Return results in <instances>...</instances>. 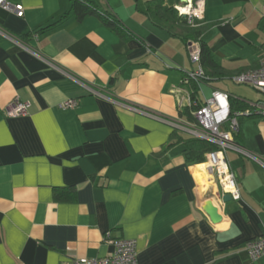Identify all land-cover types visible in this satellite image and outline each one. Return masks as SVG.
<instances>
[{
  "label": "crops",
  "instance_id": "1",
  "mask_svg": "<svg viewBox=\"0 0 264 264\" xmlns=\"http://www.w3.org/2000/svg\"><path fill=\"white\" fill-rule=\"evenodd\" d=\"M7 1L23 16L0 8V29L19 42L0 35V264L104 258L118 239L135 241L138 264H264L244 250L264 235V117L239 119L235 141L254 159L225 154L238 201H223L208 152L188 163L185 142L198 138L174 126L194 125L193 103L214 91L232 113L262 100L240 95L233 77L259 64L264 0L204 1L197 28L214 65L199 63V84L183 83L198 69L188 44L199 42L185 18L150 14L153 0H97L118 31L76 20L73 0ZM15 99L30 107L7 118ZM67 100L76 106L60 108Z\"/></svg>",
  "mask_w": 264,
  "mask_h": 264
},
{
  "label": "built area",
  "instance_id": "2",
  "mask_svg": "<svg viewBox=\"0 0 264 264\" xmlns=\"http://www.w3.org/2000/svg\"><path fill=\"white\" fill-rule=\"evenodd\" d=\"M205 0H184L182 5L174 9L178 17H183L190 26L197 27L204 15ZM0 8L14 13L17 17L23 16V8L18 4H11L7 0H0ZM261 16L264 20V5L261 8ZM0 35L4 38L19 44V42L9 33L0 29ZM190 61L198 65V69L188 73L184 84L195 81L198 84L206 80L200 63V49L196 43L188 44ZM233 81L239 84H246L255 89L263 96V99L251 105V108L241 112L232 113L229 108L228 95L224 92L214 91L210 98L201 104L193 103L194 125L174 124L182 131L192 134L194 137L206 141L216 147L206 154V161L209 169L213 172L215 179L220 187L222 194H227L233 201L240 200V192L236 183V178L230 170L226 152L234 151L245 157L253 158L252 154L244 150L235 141L234 135L239 130V119L242 117L261 116L264 117V44L261 48V58L256 68L240 73L233 77ZM95 95L99 92L88 89ZM76 106L74 100H67L60 104L62 109H71ZM30 107V103L25 101L13 100L8 104L3 114L7 118L24 116ZM114 251L113 254L104 258H80L74 259L69 263L63 264H138L136 243L131 239H118L111 241ZM246 255L251 260H256L264 256V235L249 240L244 246Z\"/></svg>",
  "mask_w": 264,
  "mask_h": 264
},
{
  "label": "trees",
  "instance_id": "3",
  "mask_svg": "<svg viewBox=\"0 0 264 264\" xmlns=\"http://www.w3.org/2000/svg\"><path fill=\"white\" fill-rule=\"evenodd\" d=\"M153 1L155 2L154 9L151 10L148 7V12H150V14L158 18L170 19L172 21L177 20L176 11L173 8V6L170 7L164 6L165 0H153ZM71 13L78 21L82 20L84 17L87 16H96L105 26H107L111 30L118 31L120 28V24L118 20H116V18L112 14H110V12L102 10L97 0H73L71 5ZM185 23L183 24L186 26V31L188 32V34L191 37H193L196 41H198L200 44L201 66L204 69L212 67L214 65V62L211 58L209 49L199 39L200 27L199 28L193 27ZM239 108L241 111L245 107L243 104H240ZM237 134L238 133L234 135L235 140H237L238 137ZM214 149H216V147L206 141L189 138L185 142V150H184L185 157L188 163H202L205 161L204 154ZM55 193L56 195H58L57 196L58 199H64L60 196L57 190H55Z\"/></svg>",
  "mask_w": 264,
  "mask_h": 264
},
{
  "label": "water",
  "instance_id": "4",
  "mask_svg": "<svg viewBox=\"0 0 264 264\" xmlns=\"http://www.w3.org/2000/svg\"><path fill=\"white\" fill-rule=\"evenodd\" d=\"M184 1V0H183ZM230 200V196L225 194L223 201L227 202ZM205 205H204V212L206 215L209 217L210 221L214 224L218 223L220 221V216L217 213V208H215L211 201L209 199L205 200Z\"/></svg>",
  "mask_w": 264,
  "mask_h": 264
},
{
  "label": "rangeland",
  "instance_id": "5",
  "mask_svg": "<svg viewBox=\"0 0 264 264\" xmlns=\"http://www.w3.org/2000/svg\"><path fill=\"white\" fill-rule=\"evenodd\" d=\"M204 92H205L204 93L205 97H208L209 94L205 90H204ZM249 94L256 95V96L258 94L263 99V96L261 94H259L255 89H253L251 86L245 85V84H240V95L246 96V95H249Z\"/></svg>",
  "mask_w": 264,
  "mask_h": 264
},
{
  "label": "bare ground",
  "instance_id": "6",
  "mask_svg": "<svg viewBox=\"0 0 264 264\" xmlns=\"http://www.w3.org/2000/svg\"><path fill=\"white\" fill-rule=\"evenodd\" d=\"M206 166V164H204ZM208 167V166H207Z\"/></svg>",
  "mask_w": 264,
  "mask_h": 264
}]
</instances>
